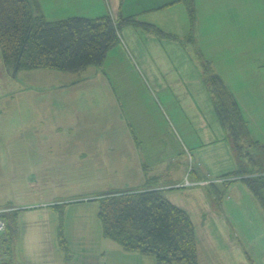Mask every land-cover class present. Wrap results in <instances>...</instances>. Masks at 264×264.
<instances>
[{
  "label": "crops",
  "instance_id": "0c3cea01",
  "mask_svg": "<svg viewBox=\"0 0 264 264\" xmlns=\"http://www.w3.org/2000/svg\"><path fill=\"white\" fill-rule=\"evenodd\" d=\"M28 1L33 14L42 15L51 22L72 17L95 19L109 16L114 24L119 17H133L141 23L157 27L175 37L165 38L142 26H127L118 30V40L115 45L119 43L126 45L128 51L134 55L137 66L143 70V75H139L134 62H131L136 72V79L141 83L140 86L143 88L145 85L142 81L143 77L145 83L150 86L151 93L152 87L156 90L163 107L173 109L174 113L176 111L178 114V117L174 115L172 119L175 120L176 128L181 131L183 140H180L179 150L181 153L185 150L184 160L188 162L187 172L192 179L190 181L186 179V169H184L177 182H168V164L163 166L160 162L148 163L142 155L146 144L150 143L152 133L148 132L154 128V123L159 120L167 127L161 105L153 98L151 99L153 111L131 109V121H127L129 126L126 125L127 128H131L130 137L118 140L109 135L108 130L113 131L115 128L112 99L116 92L121 91L122 84H117L116 80L114 83L110 78L105 77L103 71L100 72L99 67L103 68L106 59L100 66H88L77 72L48 69L13 70L8 69L4 64L0 52L1 154H8L16 146L26 144L24 146L39 147L40 158L46 155L47 149L44 148L46 146L72 145V140H68L69 138L39 140L35 144L22 140L11 141V138L6 140L8 137L5 136L6 130H15L18 133L22 125L18 117L7 119L9 126L3 124L5 119L1 115V106L4 107L2 99L6 100L7 104L11 103L8 108L15 115L51 114L50 108L53 107V103L46 109L43 106L45 100L35 99L46 97L39 95L41 89H51L54 92L45 93L49 95L55 93L60 97L56 105L69 107L68 110L62 109L59 114L70 117L69 114L77 113V104L79 105L78 112L84 114L86 127L79 125L80 137L75 138V142H79L84 152H90L89 157L91 155L96 161L107 162L104 150L113 144L122 143L131 146V169L135 170L131 177V188H105L107 185L105 184V189L102 188L103 190L93 196L79 200L75 198L63 201L45 200L13 206L19 209V212L17 213L18 235L12 243L13 252L10 259L12 264H157L153 256L125 251L104 237L97 218L98 203L90 201V198L99 194L133 190L144 185L164 189L162 192L164 199L189 215L194 225L200 264H247V255L239 252V243L232 239L228 214L234 215L232 207H239L242 214L246 208L253 207L255 214L261 216L263 221L264 214L244 182L231 179L225 183L226 179L223 177L237 169V158L231 149L227 133L218 119L205 78L198 69L201 64L195 60L202 53L208 63L226 65L220 62V59L225 53H229L227 46L244 41L242 35L248 39L249 34L256 33L259 35L260 59L257 66L259 76L257 82L263 83L261 87L264 91V0H191L194 7L192 16L186 5V1L190 0H91V3L94 6L99 5V8H88L85 5L81 7V2L78 0H53L56 6L62 7L61 13L56 14L55 18L48 19V15L46 16L34 1ZM73 6L72 10L67 9ZM187 12L190 19H201L200 16L203 14L206 16L213 14L218 19L225 18L227 23V32L203 31L199 39L195 37L192 39L190 44L193 46L195 59L180 40L181 37L188 38L194 35L193 23L191 22L192 26L189 27L185 23ZM65 16L68 17L63 19ZM230 17H235L236 22ZM74 73L76 79L72 77ZM24 74H29L28 79L31 78V83L28 81V84H24L23 79H18L19 76L21 78L27 76ZM67 76H70V79H66ZM221 78L227 88L232 90L227 80ZM111 81L114 83L113 87ZM65 83H68L67 86ZM78 87L82 89H76ZM13 88L14 90H8ZM72 89L76 90L72 91ZM75 97L80 98L82 102ZM23 119L32 121L28 123L32 129L35 128V124L51 128V122L45 124L37 116ZM115 120L118 121V118ZM11 143L14 144L12 148L8 146H12ZM137 152L141 156H138ZM116 161L119 159L116 158ZM185 183H188V186H184ZM215 185L227 188L226 193H228L227 201L222 200L219 206L215 203L218 199L213 189ZM231 195H234V201ZM70 203L74 205L72 208L74 215L68 219H73L70 221V229L73 226L72 233L75 240L72 235H67L68 242L74 241V246L66 252L60 250L58 244L57 228L61 215L56 207L65 210V206ZM85 206H93V208L88 213L83 212Z\"/></svg>",
  "mask_w": 264,
  "mask_h": 264
},
{
  "label": "rangeland",
  "instance_id": "374dc122",
  "mask_svg": "<svg viewBox=\"0 0 264 264\" xmlns=\"http://www.w3.org/2000/svg\"><path fill=\"white\" fill-rule=\"evenodd\" d=\"M32 1L39 6L40 10L44 12L46 16L48 15L47 19L49 17L55 18L57 16L56 14L61 13L60 9L62 7H59V5L56 6L53 0ZM78 2H81V7L85 5L88 8H99V5L94 6L91 0H78ZM73 8L74 6L67 9L72 10ZM68 16L63 17V19ZM205 16L206 15L203 14L200 16L201 19H190L188 12L186 13V26H192L190 24L191 22L193 23L194 35L192 34L193 37L190 35L191 38H187V36L181 37L180 40L187 47L191 57H193L194 51L190 43H192L194 37L199 39L203 31H209L211 33H218L219 31L227 32L225 18L218 19L213 14ZM230 18L236 22L235 17ZM232 19H230L231 22H233ZM242 37L244 41L233 43L229 47L227 46V50L230 54L225 53V56L220 59V62H224L226 65L208 63L202 53L195 61L201 64V66H198V69L200 74L205 78L208 89L209 86L214 89V85L207 80L210 74H216L221 80V77H223V79L227 80L232 86V90L229 89V91L233 95L238 109L243 116L249 136L253 141H256L264 147V91L261 87L263 83L257 82L259 80L257 66L260 62L258 56L259 35L251 33L248 39L244 35H242ZM107 53L108 55L106 54L107 56H105L106 60L104 59V66L102 65L103 68L99 67L100 72L103 71V73L106 74L105 77L110 78L114 83L116 80L117 84H122L121 91L116 92L112 99L111 106L114 109L112 116L114 117L115 128L113 131L108 130L109 135L112 138L114 137V139L118 138V140L130 137L131 128H127L126 125L129 126L127 121H131V109L136 108L138 111H141V109L152 110L153 106L151 99L153 98L161 105V111L165 115L167 127L159 120L154 123V128L148 132L152 133L150 143L146 144V148L142 155L148 163L155 164L160 162L163 166L168 164V182H177L184 169H186V179L190 181L192 176L188 175L187 172L188 162L184 160V147H182L184 152L181 153L179 150L180 140H183L181 131L176 128L175 120L172 119L174 115L178 117V114H176V111L174 113L173 109L163 107L164 105H162L156 90L152 87L151 93V88L145 83L143 77L142 81L145 85L143 88L140 86L141 83L136 79V72L133 70L131 62H134V66L139 75H143V70L137 66L134 55L128 51L126 45L124 46L122 43L114 45ZM9 68L10 67H8V69ZM12 72L13 71H10V73ZM237 73H239L238 76ZM24 75L27 76L23 78L19 76L18 79H23L24 84H28V81L31 83V78L28 79L29 74ZM72 75V77L76 79L75 73ZM69 77L70 76H67L66 79H70ZM237 77L241 80H238ZM112 81L111 85L113 87L114 83H112ZM67 84L68 83H65V86H67ZM38 89L40 90V88ZM76 89L82 88L78 87ZM76 89H72V91ZM8 90H14V88ZM40 91L42 92H39L41 93L39 95L46 97L35 99L45 100L46 102H44L43 106L46 109L53 103V107L50 108L51 114L43 113L32 115V113H29L26 115H15L8 108L11 103L7 104V101L2 99L4 107L1 106V115L5 119L3 124L7 126V119H16L18 117L22 125V129L19 130L18 133L15 130H6L5 136H8L6 140L11 138V141L22 140L23 142L29 141L30 144H35L38 143L39 140L45 141L49 139L69 138L68 140H72V145L46 146L44 147L47 149L46 155L40 158V152L38 151L39 147L37 146H24L26 144H23L16 146L14 150L8 154H1L0 150V207H3L0 211L2 210L4 213L19 212V209L13 207L16 204H31L45 200L63 201L74 198L79 200L87 196H93L95 193L108 187L112 189L131 188V177H133L135 171L131 169V146L120 143L119 145L113 144L107 147V149L104 150L107 162L96 161L91 155L89 157L88 155L90 152L88 150H86L88 152H84L79 142H75V138L80 137L79 125L86 127V125H84L85 120L83 119L84 114L78 112L79 105L77 104V113L69 114L70 117H66L62 113L59 114V112L62 109L68 110L69 107H60L56 105L60 97L55 93L53 95L45 93L47 91L51 93L53 91L51 89H41ZM73 94H75V92H73ZM75 99L82 102L80 98L75 97ZM32 116L41 118L40 121H44L45 124L51 122V128H45L39 126V124H35V128L32 129L31 126H28V123L32 121L23 119L24 117L31 118ZM115 118H118V121H116ZM82 133L84 132H81V134ZM14 144L11 143L12 146H8L12 148ZM257 153L264 161V152L258 150ZM137 155L141 156L139 152H137ZM43 157L44 159H41ZM116 158H118L119 161H116ZM261 167L264 168V165ZM105 184L107 185L104 188ZM108 184H110V186ZM187 184L188 183H185L184 186H188ZM166 188L172 189V187ZM216 188H218L217 192ZM213 189L218 198L217 201L215 200L216 206H219L222 200L227 201V188H223L221 185H215ZM120 192L122 191L116 192L115 194ZM104 194L108 193L99 195ZM96 196L98 197V195ZM234 198V195H231L232 201H234ZM54 203L58 204L62 202ZM72 204L73 203L66 205L65 210L59 208V206L56 207L59 215H61V221L57 228V235L59 236L60 233L65 240V243H60V247L66 245V249H63L64 251L66 250V252H69L70 247L74 246V241L73 243L72 241L68 242V236L72 235V238L75 240V236L72 233L73 226L70 229V221L73 219H68L74 215V210H72L74 205ZM92 208L93 206H85L83 207V212L88 213ZM231 210L235 216L228 214V224L232 231V239L237 241L240 245V247L238 246L239 252L242 253V255H247V264H264L263 218L255 214V209L253 207H248L245 211L243 210V214L239 207H232ZM77 215H79V213ZM62 238L59 240L60 237H58V241L61 242L63 240Z\"/></svg>",
  "mask_w": 264,
  "mask_h": 264
},
{
  "label": "trees",
  "instance_id": "16d2710c",
  "mask_svg": "<svg viewBox=\"0 0 264 264\" xmlns=\"http://www.w3.org/2000/svg\"><path fill=\"white\" fill-rule=\"evenodd\" d=\"M186 5L192 16V1H186ZM115 24L109 16L51 22L33 14L28 0H0V52L4 64L13 70L77 72L88 66H100L123 27L142 26L162 37L175 38L133 17H119ZM207 80L214 85V89L209 86V92L237 158V169L223 177L225 183L231 179L244 182L264 214V168L261 167L264 161L257 153L264 152V147L249 136L243 116L224 82L216 74H210ZM162 192L144 185L90 198L98 203L97 218L103 236L125 251L153 256L157 264H200L189 215L164 199ZM17 213H0L6 223L0 243V264H12V243L18 235ZM59 237L61 240L60 233ZM62 241H58L59 248L64 251L66 245L60 247V243L65 240Z\"/></svg>",
  "mask_w": 264,
  "mask_h": 264
},
{
  "label": "built area",
  "instance_id": "2783aa9c",
  "mask_svg": "<svg viewBox=\"0 0 264 264\" xmlns=\"http://www.w3.org/2000/svg\"><path fill=\"white\" fill-rule=\"evenodd\" d=\"M114 25H115V23H114ZM0 213H2V210L0 211ZM5 230H6V223L2 218H0V243L2 240L1 236L5 232Z\"/></svg>",
  "mask_w": 264,
  "mask_h": 264
}]
</instances>
